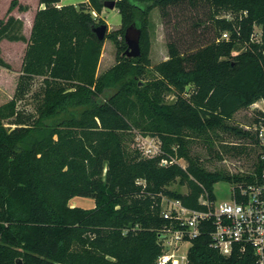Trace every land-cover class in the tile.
I'll list each match as a JSON object with an SVG mask.
<instances>
[{
  "label": "trees",
  "instance_id": "obj_1",
  "mask_svg": "<svg viewBox=\"0 0 264 264\" xmlns=\"http://www.w3.org/2000/svg\"><path fill=\"white\" fill-rule=\"evenodd\" d=\"M107 1L39 0L44 7L29 38L21 19L0 20V43H27L14 96L0 105V264H158L159 236L171 225L161 215L163 197L202 210L200 198L215 200L218 182L258 181L263 113L255 109V132L230 121L264 100V0H114L122 25L100 40L93 27L106 24L97 17ZM202 4L215 37L191 52L168 43L158 76L146 80L150 13L159 8L167 18L172 9ZM130 27L141 30V55L133 58L126 54ZM106 39L117 47L116 63L98 74ZM240 45L245 49L235 53ZM0 67L12 70L1 47ZM37 78L35 111L27 112L19 105ZM216 130L254 141L252 172L210 171L191 155L192 136ZM137 131L157 137L163 153L148 158L133 147ZM177 181L188 192L170 189ZM74 197L92 198L95 206H71ZM209 231L191 241L187 264H256L252 252L222 255Z\"/></svg>",
  "mask_w": 264,
  "mask_h": 264
},
{
  "label": "rangeland",
  "instance_id": "obj_2",
  "mask_svg": "<svg viewBox=\"0 0 264 264\" xmlns=\"http://www.w3.org/2000/svg\"><path fill=\"white\" fill-rule=\"evenodd\" d=\"M13 0H0V20H7L9 16H20L25 11L20 6H31L32 11L36 8L39 0H16V4L9 11ZM80 3H78L79 5ZM94 14V13H93ZM208 7L204 4L198 8H191L188 5H183L179 8L172 9L170 16L163 18L159 8H155L149 17L148 39L150 66L147 70V79H152L158 76L157 66L165 62L169 57L168 43L176 42L183 52L195 51L204 47L215 37V30L212 22L208 21ZM94 16H97L94 14ZM230 17V15H228ZM97 18L104 19L108 25V33L117 30L122 25V16L117 8H104V11ZM261 26L257 27V38L261 34ZM24 31V27H23ZM2 57L12 66V70L0 67V105L9 101L15 93L18 76L21 69L22 61V44H13L12 41L4 39L0 43ZM245 49V46L240 45L235 53H240ZM117 47L113 40L106 39L103 47L102 56L100 59L98 74H102L116 63ZM42 85L41 78L34 81L29 95L20 103V108L27 112H34L36 106V93L40 91ZM175 100L173 94L166 95V102L172 103ZM259 106L264 109V104ZM255 106L248 109H243L234 115L230 121L231 124L239 126L244 130L255 132ZM145 136L140 132H135L133 147H139L138 138ZM145 138H156L149 136ZM190 153L201 160L202 165L210 171H223L225 173H250L254 169V163L257 158L258 146L250 138H241L231 133H226L221 130L210 131L207 135L192 136L190 140ZM232 146H247L248 152L237 155L235 151L230 149ZM219 154L221 157H218ZM179 162L183 166H187L188 162L185 159H180ZM233 184L228 181H221L215 184L214 193L216 202L231 201V189ZM170 189L177 190L182 193L188 192L185 185H181L179 181L173 183ZM76 200L75 206L89 208L94 203V199L88 197H76L71 199L70 205L73 206V201ZM190 242H184L180 248V252H187L190 248Z\"/></svg>",
  "mask_w": 264,
  "mask_h": 264
},
{
  "label": "built area",
  "instance_id": "obj_3",
  "mask_svg": "<svg viewBox=\"0 0 264 264\" xmlns=\"http://www.w3.org/2000/svg\"><path fill=\"white\" fill-rule=\"evenodd\" d=\"M94 14H96L94 12ZM228 38V33L223 34ZM189 85L187 89H190ZM264 104L260 100L253 104L256 110L263 113L257 126L260 144V161L262 170L256 183H237L231 189V201L217 203L208 195L202 196L200 202L205 209H191L181 200L163 197L161 215L171 225L159 236L163 253L158 264H187V252H180L184 242H190L201 235L203 230H210L211 244L224 256L252 252L256 264H264ZM139 137V136H138ZM140 136L138 146L143 155L155 158L163 153L162 143L156 138ZM179 162L162 159L161 165ZM256 175V173H255ZM140 183V182H139Z\"/></svg>",
  "mask_w": 264,
  "mask_h": 264
},
{
  "label": "water",
  "instance_id": "obj_4",
  "mask_svg": "<svg viewBox=\"0 0 264 264\" xmlns=\"http://www.w3.org/2000/svg\"><path fill=\"white\" fill-rule=\"evenodd\" d=\"M105 7L114 9L116 8V2L114 0L107 1L105 3ZM93 31L96 33L97 37L100 40H104L108 33V25L101 24L98 26H94ZM140 37H141V30L135 27H130L126 31L125 40L128 45L126 54L128 57L133 58V57H138L141 55Z\"/></svg>",
  "mask_w": 264,
  "mask_h": 264
},
{
  "label": "crops",
  "instance_id": "obj_5",
  "mask_svg": "<svg viewBox=\"0 0 264 264\" xmlns=\"http://www.w3.org/2000/svg\"><path fill=\"white\" fill-rule=\"evenodd\" d=\"M82 2H87V0H61V3H60L59 6L68 5V4L78 5V3H82ZM25 7L27 9L25 11H23L20 14V16H16V18H19V19H21L23 21V23H24L23 34L25 35L26 38H29L30 35H31V32H32V28H33V24H34L36 13H37L39 8H43L44 6L41 5L40 3H38V5L36 6V8L33 11H32V7L30 5L29 6H25ZM103 11H104V9H103ZM12 42H13V44H17V45L18 44H22V49H23L24 53L22 54V61L21 62H23V58H24V55H25V50H26V47H27V43L23 42V41H12ZM21 65H22V63H21ZM74 198H76V197H74ZM73 203H74L73 206H75L77 204L76 200H74ZM94 206H95V201L92 204V206L89 207V208H92Z\"/></svg>",
  "mask_w": 264,
  "mask_h": 264
}]
</instances>
